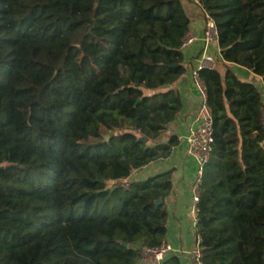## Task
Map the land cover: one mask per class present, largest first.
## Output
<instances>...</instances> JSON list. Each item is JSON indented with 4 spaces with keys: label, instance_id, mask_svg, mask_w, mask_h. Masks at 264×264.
Wrapping results in <instances>:
<instances>
[{
    "label": "trees",
    "instance_id": "16d2710c",
    "mask_svg": "<svg viewBox=\"0 0 264 264\" xmlns=\"http://www.w3.org/2000/svg\"><path fill=\"white\" fill-rule=\"evenodd\" d=\"M189 5L0 0V264H143L138 247L164 241L173 171L110 182L179 144L162 138L182 110ZM202 5L219 57L199 73L213 143L198 245L205 264H264V103L233 70L264 84V0Z\"/></svg>",
    "mask_w": 264,
    "mask_h": 264
},
{
    "label": "crops",
    "instance_id": "0c3cea01",
    "mask_svg": "<svg viewBox=\"0 0 264 264\" xmlns=\"http://www.w3.org/2000/svg\"><path fill=\"white\" fill-rule=\"evenodd\" d=\"M188 15L191 19L189 31L196 36V41L181 51L186 72L174 84V87L178 89L181 95L182 110L177 118L168 125L162 138L163 142H166L167 137L175 135L179 144L173 149L169 158L151 162L147 166L134 171L128 178V181L138 182L160 173L173 171L172 191L164 201L167 212V232L164 240L170 248L167 257H178L181 264H190L182 252L198 245L192 216V184L197 166L192 159L186 156L185 139L189 129L197 125L199 117V97L192 85L191 70L197 66L198 57L202 49L204 19L202 14L191 3L188 6ZM211 50L215 58L218 59L219 50L217 44L213 45ZM233 70L242 81L253 83L256 86L264 103L262 78L241 66L233 65ZM263 118L264 109L262 111V120Z\"/></svg>",
    "mask_w": 264,
    "mask_h": 264
},
{
    "label": "built area",
    "instance_id": "2783aa9c",
    "mask_svg": "<svg viewBox=\"0 0 264 264\" xmlns=\"http://www.w3.org/2000/svg\"><path fill=\"white\" fill-rule=\"evenodd\" d=\"M189 2L202 14L204 19V30L202 37V49L200 51L197 66L191 70L192 85L199 97V117L195 127L190 128L186 137V156L192 159L197 166L195 177L193 180V223H197L199 202V185L201 183L202 170L208 162L211 147L213 143V121L207 103V92L204 81L200 77V71L204 69H215V58L212 54V46L217 44V32L213 18L205 11L202 0H189ZM196 41L194 36L188 29L180 45V51H183ZM114 187L127 189L129 187L128 179L110 182ZM140 253V261L143 264H161L170 252V248L165 240L154 247L140 245L138 247ZM189 260L190 264H205L203 254L196 245L193 248L182 252Z\"/></svg>",
    "mask_w": 264,
    "mask_h": 264
},
{
    "label": "water",
    "instance_id": "95a60500",
    "mask_svg": "<svg viewBox=\"0 0 264 264\" xmlns=\"http://www.w3.org/2000/svg\"><path fill=\"white\" fill-rule=\"evenodd\" d=\"M145 141V140H144ZM162 201L159 199L156 204H160ZM125 247L127 246L126 244L124 245Z\"/></svg>",
    "mask_w": 264,
    "mask_h": 264
},
{
    "label": "rangeland",
    "instance_id": "374dc122",
    "mask_svg": "<svg viewBox=\"0 0 264 264\" xmlns=\"http://www.w3.org/2000/svg\"><path fill=\"white\" fill-rule=\"evenodd\" d=\"M214 58H215V56H214ZM263 123H264V118H263Z\"/></svg>",
    "mask_w": 264,
    "mask_h": 264
}]
</instances>
